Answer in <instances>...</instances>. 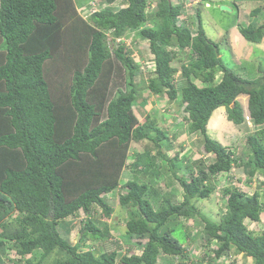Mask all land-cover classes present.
<instances>
[{"label": "trees", "instance_id": "1", "mask_svg": "<svg viewBox=\"0 0 264 264\" xmlns=\"http://www.w3.org/2000/svg\"><path fill=\"white\" fill-rule=\"evenodd\" d=\"M85 8H94L87 20ZM183 11L171 0H0V264H159L161 252L188 259L189 240L199 249L215 243L209 262L234 250L264 264V227L254 233L246 224H264V179L247 191L219 188L225 204L218 219L200 205L232 167L249 179L264 175V73L246 79L226 67L202 29L200 9L193 36L186 22H176ZM239 28L254 43L264 36V22L255 19ZM125 36L146 41L153 65L148 90L180 101L187 130L212 155L208 162L196 158L182 174L180 153L163 151L164 141L171 143L167 132L152 114L138 116L140 65L124 39L115 40ZM117 72L125 85L115 81L112 89ZM240 94L248 95L252 128L234 146L223 145L207 133V122L224 106L228 120L242 124ZM132 142L145 148L129 162ZM128 166L148 180L136 176L121 185ZM162 169L181 187L180 201L153 183ZM120 186L125 233L147 238L137 254L121 251L107 221L98 225L113 212L106 195ZM80 212L86 218L72 244L59 222ZM180 218L192 220L194 231ZM178 226L181 242L173 235ZM89 240L101 241L102 250L84 249Z\"/></svg>", "mask_w": 264, "mask_h": 264}, {"label": "rangeland", "instance_id": "2", "mask_svg": "<svg viewBox=\"0 0 264 264\" xmlns=\"http://www.w3.org/2000/svg\"><path fill=\"white\" fill-rule=\"evenodd\" d=\"M94 2H97L100 4V0H94ZM219 2H224V4L220 3V5H225L230 8V10H224L221 9L219 6H216L215 1L211 0L210 4L207 5V3H201L199 5L201 15V26L204 30V33L206 36L211 39L212 41H215L218 45V48L220 50V58L223 61V63L234 71L237 74L245 75L250 78H257L259 77L262 72L264 73V49H257L254 45L255 53L252 56L251 59L248 60H234V57L232 56V51L225 47V42L223 39L224 31L226 29L230 30L232 25L234 24H240L242 27L246 26L247 19L245 16L249 15L250 21L254 20L259 24L260 22H264V2L256 1V0H236L235 3L232 0H219ZM117 3V2H116ZM121 4H117V7ZM106 5L102 4V7ZM122 6V5H121ZM255 8H258L257 13H255V17L252 16L251 11ZM149 10H155V3L152 2L149 5ZM188 16H185L188 21V26L191 29H194L197 27V15H198V9L193 12L187 13ZM85 19H89L88 13H84ZM249 21V22H250ZM239 25V27H240ZM222 32V37L217 36L218 32ZM124 41L127 43L129 49L131 50V53L133 54V58L139 63L140 65V73H138L136 81L137 88H138V96H137V104L135 105V110L140 116L141 119H144L146 114H152L160 125L162 129H164L167 132V136L169 139H171V143H168L164 141L163 143V151L169 155V157L173 156L176 152L180 153V160L184 164L191 163L192 160H197L196 158H202L205 163L208 162V159L212 156L211 154H207L204 152L203 145H202V138L199 135H195L194 133H190L186 128V120L185 116L186 113L183 110L182 104L178 99L170 101L165 94L161 95H154L152 94L148 88H147V77L151 74L150 72L153 69L152 61V55L150 53L149 47L141 38H134L131 37L127 38V36L124 37ZM184 55L187 54V51L182 52ZM188 56V55H186ZM187 60V58H185ZM179 67V66H178ZM180 69V68H179ZM221 74V73H220ZM257 75V76H256ZM115 79L113 80L114 83L111 86L112 89H114L115 81L118 82V86L121 88H124V77L120 76L119 72L115 73ZM175 76L178 78L179 71L175 73ZM220 76L217 79H220ZM110 88V89H111ZM140 95V96H139ZM247 98V96H244ZM226 110V109H225ZM224 115L226 116V112H224ZM211 132V129H210ZM210 134V133H209ZM230 138H228L229 142L225 143V145L234 146V144H237V140H240V138H236V136L233 137L232 134L229 135ZM234 138V139H233ZM168 140V139H167ZM220 142V141H219ZM221 143V142H220ZM170 144V145H169ZM145 148V147H144ZM142 145L132 142L130 145V159L133 155V151L135 152H142L143 149ZM154 151V150H153ZM186 156L190 161L186 159ZM160 158L156 160L157 163H160ZM145 162H142L141 165H144ZM185 166V165H184ZM130 167V166H129ZM129 167H126L123 170V173L121 175L120 184L123 185L124 182L128 179L134 178L137 176L140 180H148L147 176H144L142 174H135L133 169H129ZM164 167V166H163ZM182 174H184L186 171L184 168L182 169ZM229 173L233 174V176L228 175ZM226 173L225 175H218L217 180L219 181V185H235L239 189L243 191L255 189V187L251 186L249 181L247 180V175L243 173V171L240 168L232 167L231 172ZM168 172L166 173L164 169L162 171H159L157 177H155L153 183L156 185L161 184L162 188H165L163 186L164 183H166V180L170 181L173 179H168L167 176ZM186 174V173H185ZM228 175V177H226ZM245 176V177H243ZM264 179V175H258L256 180L257 182H261V180ZM172 182V181H170ZM168 190L170 194L173 195V199H176L177 201H180L182 199V189L177 184H174L172 187L164 189ZM218 191L213 193V196L211 198H208L207 200H203L201 202V209H203L204 212L207 214L212 215L213 218L218 219L219 215L223 213V208L225 204V197L223 196L221 190L217 189ZM123 192L122 186L119 188H116L112 193L107 194V198L109 203L113 206V212L111 213L110 217H104L99 219L98 225L102 226L103 222L107 221L111 233L113 236H115V239L122 244V252H125L126 254L130 253H139L143 243L146 241V237L144 238H136L132 236H128L125 233V219H126V210L119 206L118 204V194ZM86 218V215L82 212L76 217H68L62 221L59 222V233L66 238L70 243H75L79 240L80 237V227L82 226L83 220ZM182 225L181 226H192V231H194L193 221L192 220H183L180 218L179 220ZM246 224L249 226L250 229L253 230L254 233H258L261 231V229L264 227L263 223H256L254 225H249L248 221H246ZM69 226V227H67ZM67 227V228H66ZM200 227H197L198 230H200ZM63 228V229H62ZM65 228V229H64ZM196 229V230H197ZM180 229L179 226L177 227L176 233H173V235L181 242L183 241V235H180ZM102 239L101 241H103ZM202 238H195V241H201ZM101 241H99L97 244L93 243V240H89L86 244H83V248H93V245L95 246L94 249L102 250L101 247ZM139 243V244H138ZM189 245L193 244L195 245L194 241H188ZM213 244V242L211 243ZM214 245H210L212 248ZM209 247L204 246L201 248V251L197 252V255L194 260H203V262H208V253ZM233 250V248L231 249ZM96 251V250H95ZM97 252V251H96ZM120 252V251H119ZM120 252V253H122ZM195 252V251H193ZM232 257L234 258L235 264H253L251 259H245L244 256H242L239 253H236L234 250L230 252ZM212 255V254H210ZM120 256V255H118ZM25 263L24 261H22ZM12 264V263H11ZM48 264V263H44ZM166 264V262L162 263Z\"/></svg>", "mask_w": 264, "mask_h": 264}, {"label": "crops", "instance_id": "3", "mask_svg": "<svg viewBox=\"0 0 264 264\" xmlns=\"http://www.w3.org/2000/svg\"><path fill=\"white\" fill-rule=\"evenodd\" d=\"M213 1H215V3L217 2L216 6H219V4L222 3V2H219V0H213ZM232 1L235 3L236 0H232ZM222 4H224V2ZM225 5H227V4H225ZM245 18L247 19V23H249V21H250L249 15L245 16ZM239 25H240L239 23L234 24V25H232L230 30L226 29L224 31L225 32L224 35L222 34V32L219 31L217 33V36L222 37V35H223L225 47L232 51V56L234 57V60H238V61H240L241 59L242 60H248V59H251L255 53L254 45L256 46L257 49H264V36H263L262 40L258 43H254L252 41H249V40L245 39L244 36L240 33ZM218 55L220 56L219 48H218ZM219 75H220V72H218L216 74V78H218ZM238 75H240L242 78L253 79V78L246 76V74L245 75L238 74ZM244 96H247V98H245ZM237 100L241 103V106L243 108V112L247 111L248 95L247 94H240L237 96ZM224 112H226L224 106L217 107L212 112V114L210 115L208 122H207V133L208 134L210 133L209 135L212 138L220 141L223 145H225V143L229 142L228 138H230V136H229L230 134H232L233 137L236 136V138L238 139V138L242 137L243 134L247 133L248 130H250V128L246 125V123L236 125L232 121L228 120L227 115L225 116ZM210 129H211V132H210ZM135 143H137V142H134V144ZM186 159L188 161H190L187 156H186ZM183 168L185 170V166ZM181 170H182V168H181ZM243 177H245V176H243ZM256 178L257 177L249 179V177H247V180H249V183L253 187H255V185L257 184ZM215 183L217 184V189L222 188V187H219V184L216 181H215ZM174 184H176V182H169V183L166 182L163 184V186L165 188H162L161 184H159L157 186H159L160 191H162L161 195L164 196L166 194H170L168 192V190H164V189L170 188ZM155 199L156 200L153 201L154 203H156L159 200V197L155 196ZM169 261H170L169 257L164 255L161 252V256L159 257V264H162L164 262H166V264H168Z\"/></svg>", "mask_w": 264, "mask_h": 264}, {"label": "built area", "instance_id": "4", "mask_svg": "<svg viewBox=\"0 0 264 264\" xmlns=\"http://www.w3.org/2000/svg\"><path fill=\"white\" fill-rule=\"evenodd\" d=\"M197 1H199V0H185V4L191 5L193 3H196ZM122 39H124V37H117L115 40H116V42H118L119 40H122ZM244 120L250 127H252V123H251V119H250L249 114H244ZM215 181L217 183H219V181L217 179H215ZM223 186H225V185H219V187H223ZM211 245H214L212 248L209 245V248L211 250L216 248L215 243H213ZM184 251L187 252V255L189 256L190 259H195L197 252L201 251V249H199L196 245L190 244V245H187L185 247ZM193 251H195V252H193ZM209 252L210 253H208V260H209L210 254H212L210 256H214V253L212 251H209ZM180 259H181L180 255H175L171 264L177 263ZM235 263L236 262L234 261V258L232 257L231 253H229L228 255H222V256L217 257V258L214 257V259L211 262H209V261L204 262V264H235Z\"/></svg>", "mask_w": 264, "mask_h": 264}, {"label": "clouds", "instance_id": "5", "mask_svg": "<svg viewBox=\"0 0 264 264\" xmlns=\"http://www.w3.org/2000/svg\"><path fill=\"white\" fill-rule=\"evenodd\" d=\"M172 1V3H174V4H181V5H183V8H184V10H185V12L183 11L182 13H180L178 16H177V24L178 25H182L184 22H186L187 24H188V21H187V19H186V17L185 16H188L187 15V13H189V12H193L194 13V11L195 10H197V9H199V5H201V3H207V5H209L210 4V1L211 0H199V1H197L196 3H193V4H191V5H186L185 4V0H171ZM91 5H93V4H91ZM121 7V6H120ZM118 8H119V6H118ZM93 10H94V8H92V9H87V8H85V10H83L82 11V15L84 16V13L86 12V13H88V16L90 17V14H91V12H93ZM84 18H85V16H84ZM87 20V19H86ZM189 29H191L189 26H187ZM191 34H192V36L196 33L195 31H196V28H194V29H191ZM178 71H179V75H180V69H178ZM244 114H249L248 113V108H247V111H245V112H243V116H244ZM243 123H246L245 122V120L243 121ZM187 124V123H186ZM246 125L247 126H249L247 123H246ZM252 128V127H251ZM76 218V217H75ZM184 253H185V251H184ZM187 254V253H186ZM174 258V257H173ZM188 258V257H187ZM169 263L168 264H171L172 263V261H173V259H171V258H169ZM189 260V258L188 259H183V258H181L177 263H175V264H178L179 262H186V261H188Z\"/></svg>", "mask_w": 264, "mask_h": 264}, {"label": "water", "instance_id": "6", "mask_svg": "<svg viewBox=\"0 0 264 264\" xmlns=\"http://www.w3.org/2000/svg\"><path fill=\"white\" fill-rule=\"evenodd\" d=\"M220 8H221V9H224V10H230V8L227 7L226 5H221Z\"/></svg>", "mask_w": 264, "mask_h": 264}, {"label": "bare ground", "instance_id": "7", "mask_svg": "<svg viewBox=\"0 0 264 264\" xmlns=\"http://www.w3.org/2000/svg\"><path fill=\"white\" fill-rule=\"evenodd\" d=\"M249 173V172H248ZM249 181V180H248Z\"/></svg>", "mask_w": 264, "mask_h": 264}]
</instances>
